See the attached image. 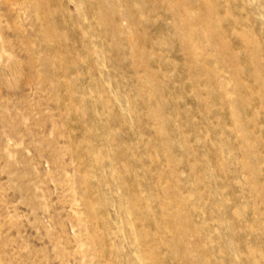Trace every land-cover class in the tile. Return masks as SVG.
Masks as SVG:
<instances>
[{"label":"rangeland","instance_id":"rangeland-1","mask_svg":"<svg viewBox=\"0 0 264 264\" xmlns=\"http://www.w3.org/2000/svg\"><path fill=\"white\" fill-rule=\"evenodd\" d=\"M0 264H264V0H0Z\"/></svg>","mask_w":264,"mask_h":264}]
</instances>
